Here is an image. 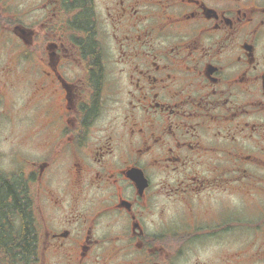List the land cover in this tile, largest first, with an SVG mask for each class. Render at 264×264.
<instances>
[{
	"label": "flooded vegetation",
	"instance_id": "obj_1",
	"mask_svg": "<svg viewBox=\"0 0 264 264\" xmlns=\"http://www.w3.org/2000/svg\"><path fill=\"white\" fill-rule=\"evenodd\" d=\"M3 39L37 264L264 255V0H0Z\"/></svg>",
	"mask_w": 264,
	"mask_h": 264
},
{
	"label": "trees",
	"instance_id": "obj_2",
	"mask_svg": "<svg viewBox=\"0 0 264 264\" xmlns=\"http://www.w3.org/2000/svg\"><path fill=\"white\" fill-rule=\"evenodd\" d=\"M32 202L23 175L0 173V264H37Z\"/></svg>",
	"mask_w": 264,
	"mask_h": 264
},
{
	"label": "rangeland",
	"instance_id": "obj_3",
	"mask_svg": "<svg viewBox=\"0 0 264 264\" xmlns=\"http://www.w3.org/2000/svg\"><path fill=\"white\" fill-rule=\"evenodd\" d=\"M11 39V38H9ZM11 41L8 40H1L0 41V56L2 57V61H12L14 58H16L14 67L15 69L21 73V75H24V60L23 58H17V48H11ZM16 97V103H15V112L13 115H15V126H14V133L16 137H22L25 135V127L27 125L26 122V115H25V106H24V84L21 83L17 86V91L15 92ZM28 129V126H27ZM12 131V127L9 126V123L7 121H1L0 120V150L4 151L2 153H8V150L10 149L11 144L9 140H4L3 137L9 135V133ZM15 157V158H14ZM12 158V163L10 162L9 156H1L0 158V168L4 171V173H7L11 175L13 172L18 173L20 170H23L26 166L25 161H21V157L18 155H15ZM10 164H12V167H10ZM20 169V170H19ZM259 241L255 244V249H257V246L259 245ZM257 262L255 264H264V255H260V252L257 253L256 256Z\"/></svg>",
	"mask_w": 264,
	"mask_h": 264
}]
</instances>
